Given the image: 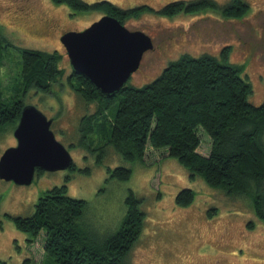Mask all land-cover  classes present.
<instances>
[{
  "label": "rangeland",
  "instance_id": "1",
  "mask_svg": "<svg viewBox=\"0 0 264 264\" xmlns=\"http://www.w3.org/2000/svg\"><path fill=\"white\" fill-rule=\"evenodd\" d=\"M109 1L122 8L147 4L158 9L173 0ZM216 1L225 5L230 0ZM244 1L249 7L240 18H226L218 8H206L198 14L170 17L143 12L125 19V27L140 29L152 39V48L143 52L126 83L140 86L151 81L182 52L218 55L222 46L229 45V61L242 64L241 75L251 83L248 101L259 104L264 97V0ZM71 12L63 2L0 0V102L32 103L46 116L55 117L50 128L75 165V169L36 168L29 184L0 178V259L20 264L25 256H32L34 264H44L43 230L29 243L27 234L17 229L10 217L31 215L43 190L65 184L69 196L86 202L79 225L99 238L119 228L130 191L141 198L145 218L127 254L128 264H264V224L255 215L249 196L229 195L207 185L199 175L191 178L183 165L166 154L165 147H147L144 161L139 163L123 160L95 129L87 134L85 144L79 143V120L94 111L95 104L86 103L68 86L71 68L59 36L65 30L86 27L102 12ZM21 47L61 53L64 74L48 92L24 85ZM107 115H112L110 109ZM15 123L0 131V154L14 144ZM104 125L109 128L108 122ZM197 132V150L206 155L211 139L202 128ZM262 138L264 141V134ZM118 164L131 168L128 179L110 176L109 168ZM183 187L192 188L195 196L189 205L179 207L174 197Z\"/></svg>",
  "mask_w": 264,
  "mask_h": 264
},
{
  "label": "trees",
  "instance_id": "2",
  "mask_svg": "<svg viewBox=\"0 0 264 264\" xmlns=\"http://www.w3.org/2000/svg\"><path fill=\"white\" fill-rule=\"evenodd\" d=\"M51 1L65 3L71 13L97 10L121 22L143 12L171 17L198 14L206 8H218L226 18H240L249 7L244 0H230L225 5L216 0H173L158 9L147 4L122 8L109 0ZM228 52L229 45L222 46L218 55L182 52L151 81L140 86L125 83L112 95L71 70L66 77L68 86L86 103L95 104L94 111L79 120V143L85 144L87 134L95 129L123 160L139 163H143L147 147H165L166 154L183 165L191 178L199 175L207 185L229 195L249 196L255 215L264 224V97L259 104L248 101L251 83L241 75L243 65L229 61ZM20 53L26 87L48 92L64 74L61 53L56 49L21 47ZM21 106L20 100L0 102V131L16 122ZM199 128L211 139L206 155L197 150ZM68 168L75 169L74 163ZM109 171L118 180L131 175V168L121 164ZM194 196L192 188L183 187L175 194L174 203L185 207ZM124 202L119 228L102 238L87 234L79 225L86 202L69 196L65 184L43 190L31 215L8 217L27 234L29 243L43 230L44 264H128L127 254L141 233L145 213L140 208L141 198L132 191ZM0 264L9 263L0 259ZM20 264H34L32 256H25Z\"/></svg>",
  "mask_w": 264,
  "mask_h": 264
},
{
  "label": "water",
  "instance_id": "3",
  "mask_svg": "<svg viewBox=\"0 0 264 264\" xmlns=\"http://www.w3.org/2000/svg\"><path fill=\"white\" fill-rule=\"evenodd\" d=\"M59 40L70 68L82 74L101 92L112 95L138 68L144 51L152 48L151 37L140 29H128L115 16L102 14L82 29L63 31ZM47 117L36 105L25 103L12 131L16 141L0 154V178L29 184L35 169L68 168L73 159L54 136Z\"/></svg>",
  "mask_w": 264,
  "mask_h": 264
},
{
  "label": "flooded vegetation",
  "instance_id": "4",
  "mask_svg": "<svg viewBox=\"0 0 264 264\" xmlns=\"http://www.w3.org/2000/svg\"><path fill=\"white\" fill-rule=\"evenodd\" d=\"M102 14H105V13H102ZM22 107V106H21ZM20 110H21V108H20ZM20 110H19V112H20ZM18 117H19V113H18ZM18 117H17V120H16V123H17V121H18ZM47 117H49V116H47ZM53 118V117H52ZM53 120L54 119H52V122H51V124L53 123ZM15 123V124H16ZM51 124H50V126H51ZM15 127V126H14ZM14 129V128H13ZM13 129H12V131H13ZM16 143V141H14V144ZM14 144H11V145H14Z\"/></svg>",
  "mask_w": 264,
  "mask_h": 264
}]
</instances>
